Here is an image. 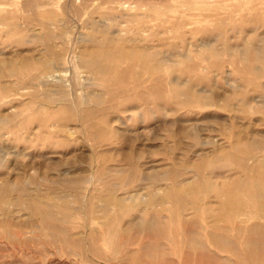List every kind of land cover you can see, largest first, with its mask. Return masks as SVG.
<instances>
[{"label":"rangeland","instance_id":"1","mask_svg":"<svg viewBox=\"0 0 264 264\" xmlns=\"http://www.w3.org/2000/svg\"><path fill=\"white\" fill-rule=\"evenodd\" d=\"M0 264H264V0H0Z\"/></svg>","mask_w":264,"mask_h":264}]
</instances>
